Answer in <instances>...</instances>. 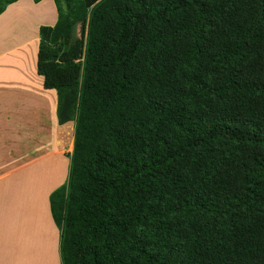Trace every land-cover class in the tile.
Returning a JSON list of instances; mask_svg holds the SVG:
<instances>
[{"label":"trees","instance_id":"obj_1","mask_svg":"<svg viewBox=\"0 0 264 264\" xmlns=\"http://www.w3.org/2000/svg\"><path fill=\"white\" fill-rule=\"evenodd\" d=\"M53 2L60 264H264V0Z\"/></svg>","mask_w":264,"mask_h":264},{"label":"crops","instance_id":"obj_2","mask_svg":"<svg viewBox=\"0 0 264 264\" xmlns=\"http://www.w3.org/2000/svg\"><path fill=\"white\" fill-rule=\"evenodd\" d=\"M54 6L53 0H41L36 4L31 0H19L10 4L0 15V31L14 28L18 16L35 17L38 24L53 25L57 18ZM33 7L37 11L30 10ZM38 28L32 27L34 32L28 39L16 38L18 48L10 55L18 59L15 62L18 66L23 52L31 48L30 79L23 77L15 84L10 75L13 76L12 70L19 69L13 65L12 70H8L10 75L5 76L3 73L10 63L0 58V264H51L50 251L54 263L60 264L59 230L50 213L49 195L67 178L69 158L67 153L62 155L60 149L68 143L73 150L74 122L57 123L56 91L45 89L43 78L36 72ZM3 77L8 79L4 82ZM12 88L15 91L10 94ZM64 125L69 126L70 134ZM58 126L63 127L58 129ZM33 134L43 143L49 139L46 145L52 143L56 149L50 152L49 146L43 148L42 153L46 154L40 160L22 158L17 150L22 152L20 148L28 145ZM8 148L9 157H3V151Z\"/></svg>","mask_w":264,"mask_h":264},{"label":"rangeland","instance_id":"obj_3","mask_svg":"<svg viewBox=\"0 0 264 264\" xmlns=\"http://www.w3.org/2000/svg\"><path fill=\"white\" fill-rule=\"evenodd\" d=\"M31 2L33 4H36L32 0H31ZM30 10H32L34 12L37 11V9L34 7L31 8ZM30 19L32 20L31 23H30V21H31ZM30 19L29 18L26 19V17L21 18L20 16H18V18L15 20V22L13 21L14 23H16V26L14 28L5 29V30L0 31L1 32V34H0V38H1V40H0V58H3V60L6 63L7 62L10 63L9 65L6 64L9 69H7V71L5 73H3L5 76L10 75L8 70H10L13 65L15 66V64H16L15 62L18 60L17 58H13L14 56H10L12 54V52H15L18 48V46L16 44V38H17V40L23 39V38L28 39L34 32L32 27L44 25L43 22L41 24H38V21L35 17L30 18ZM35 21H37V22L35 23V25H33V23ZM30 52H31L30 47H28V49H26V51L23 52V54L20 58V64H18V66L17 65L15 66L16 68L19 69V71L16 70V68H15L16 71H13L11 69L13 76L10 75V77L13 79L15 84H18L21 82L20 78L25 77L24 79H27V80L31 78L32 59H31ZM2 65H4V62ZM14 72L15 73L17 72V73L14 74ZM3 79H4L3 81L5 82L8 79V77H3ZM14 91H15V89L12 88L9 91V93L13 94ZM1 96H2V94H1ZM65 128L69 129V134H70L71 129L69 128V126L67 127V125H66ZM46 133H48V132H46ZM28 140H29L28 145L26 143L23 148H20L22 150V152L19 149L17 150V152L19 153V155H21L22 158H26L29 161H33V159H37V158H39L38 160H40L44 156V154H46V153H42V150H43V148H45L47 146H49L48 151H50V152H52L53 150L56 149V148H53L54 146L52 145V143L51 144L49 143V145H46L48 142H50L49 139L45 140V142L43 143L41 140L35 139V134H33V136L30 137ZM36 146H39V148L38 147L36 148ZM71 150H72L71 146L68 145V143H66L65 146H63L60 149V152H62V155L67 153L68 154L67 157L69 158ZM8 151H9V148H8V150L5 149L3 151V153H2L3 157H6V158L9 157L11 152H8ZM15 155H16V153H15ZM2 165L4 166V163Z\"/></svg>","mask_w":264,"mask_h":264},{"label":"bare ground","instance_id":"obj_4","mask_svg":"<svg viewBox=\"0 0 264 264\" xmlns=\"http://www.w3.org/2000/svg\"><path fill=\"white\" fill-rule=\"evenodd\" d=\"M45 230H47V229H45ZM48 233V236L49 237H51L52 238V235L49 233V232H47ZM55 233V232H54ZM44 234H46V232L44 233ZM55 237V236H54ZM50 238V239H51ZM54 255H53V252L52 251H50V261H51V264H55L54 263V257H53Z\"/></svg>","mask_w":264,"mask_h":264}]
</instances>
